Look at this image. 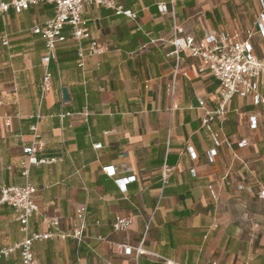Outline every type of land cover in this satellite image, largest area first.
<instances>
[{
  "label": "crops",
  "instance_id": "1",
  "mask_svg": "<svg viewBox=\"0 0 264 264\" xmlns=\"http://www.w3.org/2000/svg\"><path fill=\"white\" fill-rule=\"evenodd\" d=\"M115 1L137 20L87 6L83 18L90 37L83 48L87 52L96 41L105 53L87 56L80 67L78 45L66 26L69 40L57 49L52 90L45 94L46 42L32 29L54 18V5L0 14V117L12 123L7 127L0 120V184H25L23 149L35 140L37 124L45 143L39 157L63 158L31 168L41 210L60 218L68 232L76 210L87 206L83 242H37V263L264 264V102L235 97L226 118L211 124L217 146L199 103L217 108L219 81L199 73L200 61L187 52L176 76L170 56L174 27L180 25L198 39L210 32L242 40L252 32L255 53L264 59L255 25L264 0ZM160 5L168 11L161 12ZM258 82L264 98V82ZM63 112L72 115L61 121ZM98 144L101 149H95ZM165 164L175 171L163 189ZM104 167H115L117 175L109 176ZM131 177L136 181L118 183ZM119 216L132 219L124 232L113 229ZM31 230H46L38 214ZM23 238L15 210L0 204V251ZM118 244L142 246L149 254L126 256L117 252ZM20 262L19 251L0 259Z\"/></svg>",
  "mask_w": 264,
  "mask_h": 264
},
{
  "label": "built area",
  "instance_id": "2",
  "mask_svg": "<svg viewBox=\"0 0 264 264\" xmlns=\"http://www.w3.org/2000/svg\"><path fill=\"white\" fill-rule=\"evenodd\" d=\"M41 4H51L55 7V16L44 25L33 27L32 32L42 37L46 42V53L42 57L44 68V77L42 82V91L47 93L52 90L53 73L51 64L57 60V49L59 45L68 42V38L63 34L66 26L71 27L72 33L70 39L78 45L79 66H84V60L87 56H101L105 53L104 49L93 41L89 50L86 52L83 48V40L90 37L87 23L83 18L87 6H101L112 10L117 15H124L134 21L137 15L131 10H126L115 0H11L9 3L0 4V14L8 13L11 9L16 13H21L30 9L32 6ZM161 12H167L166 5H160ZM256 27L260 37L264 40V3L263 12L256 20ZM254 33L249 32L246 39H239V35L230 36L225 33H205L201 39L193 34H188L180 25H175L173 39L171 44L174 48L170 53L175 58L174 74L177 76L181 65L186 62L182 53L187 52L192 58L198 59L201 63L199 73L208 74L219 81V101L215 109L209 108L204 101H200L199 106L205 112L203 125L211 132V136L216 145L221 143L217 133L212 132L211 124L218 118L225 119L228 113V107L235 97H253L255 104L264 102L259 90V82H264V59L259 58L253 46L252 39ZM2 44L7 46V38L2 39ZM175 85L172 86V89ZM71 113L63 112L60 115L61 121ZM41 116H39L40 118ZM5 120L7 127L11 126V118L8 116L0 117ZM252 127H257V120L253 119ZM35 140L23 149L26 155L22 163V175L26 179L24 185L8 186L0 184V204L11 206L16 213L17 221L20 224V231L24 234L21 242L11 248H5L0 251V259L9 257L19 251L21 262L17 264H38L33 246L37 242H44L56 238L59 240L74 239L81 244L87 231V206L82 205L76 210L74 227L72 231H64L60 218L49 216L44 213L35 197L37 188L30 183V173L32 166L52 165L63 161L62 157H39L44 151L45 143L41 140L38 125L32 126ZM244 145V143H242ZM102 144L95 146V149H101ZM215 154V152H214ZM103 171L111 177L117 175L115 167H104ZM174 167L165 164L161 169L162 188L165 189L169 184ZM127 181L133 183L135 177L127 180H119L118 183ZM122 187H126L123 184ZM264 197V192L260 194ZM38 214L42 219L46 230L33 232L31 230V218ZM132 225V219L126 217H117L113 225L115 232H124ZM117 252L126 256L135 254L137 259L144 254H149L139 246L136 250L131 246L124 244L117 245Z\"/></svg>",
  "mask_w": 264,
  "mask_h": 264
},
{
  "label": "water",
  "instance_id": "3",
  "mask_svg": "<svg viewBox=\"0 0 264 264\" xmlns=\"http://www.w3.org/2000/svg\"><path fill=\"white\" fill-rule=\"evenodd\" d=\"M63 97H64V100L66 101L69 99L68 92L66 89L63 91Z\"/></svg>",
  "mask_w": 264,
  "mask_h": 264
}]
</instances>
